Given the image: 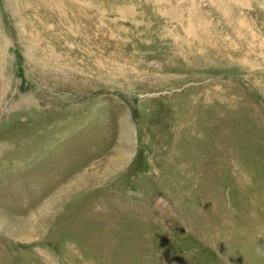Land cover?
I'll use <instances>...</instances> for the list:
<instances>
[{
    "label": "rangeland",
    "instance_id": "obj_1",
    "mask_svg": "<svg viewBox=\"0 0 264 264\" xmlns=\"http://www.w3.org/2000/svg\"><path fill=\"white\" fill-rule=\"evenodd\" d=\"M0 264H264V0H0Z\"/></svg>",
    "mask_w": 264,
    "mask_h": 264
}]
</instances>
